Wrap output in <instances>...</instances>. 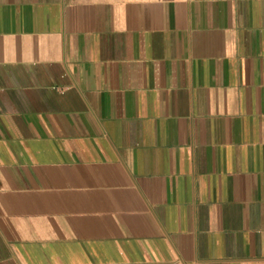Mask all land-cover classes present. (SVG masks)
I'll use <instances>...</instances> for the list:
<instances>
[{"label":"crops","instance_id":"crops-1","mask_svg":"<svg viewBox=\"0 0 264 264\" xmlns=\"http://www.w3.org/2000/svg\"><path fill=\"white\" fill-rule=\"evenodd\" d=\"M0 264H264V0H0Z\"/></svg>","mask_w":264,"mask_h":264}]
</instances>
